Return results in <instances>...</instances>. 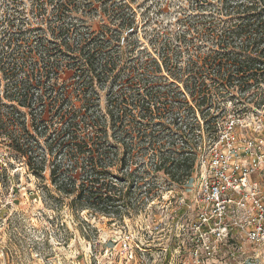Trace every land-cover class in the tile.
<instances>
[{
  "label": "rangeland",
  "instance_id": "374dc122",
  "mask_svg": "<svg viewBox=\"0 0 264 264\" xmlns=\"http://www.w3.org/2000/svg\"><path fill=\"white\" fill-rule=\"evenodd\" d=\"M67 1L68 8L64 9V16L60 19L55 17L52 11L54 4L50 0H0V115L13 119L18 128L20 123L25 124L27 130L22 138L28 142L27 156L33 159L27 166L8 140L0 137V264H264V245L251 243L240 229H231L227 243L218 242L216 256L207 254L198 258L193 247L199 228L194 214L190 217L188 213L182 221L172 222L170 219L174 215L171 204L182 194L183 187L172 183L162 172L152 174L149 171L145 175L143 166L147 165L149 169L153 163L148 155L134 156L130 162L132 164L129 163L133 170L137 169L134 175L138 184L133 187V194L141 197L140 206L131 210L128 216L110 219L94 217L91 211L71 205L73 194L61 196L54 192L48 167L55 155L48 154L44 141L61 124L56 122L49 108L43 114L41 109L29 112L8 102L3 95L14 88L11 85L15 81L21 86L20 81L24 79L21 68L26 67L25 54L30 51L37 57H43L46 51H59L73 58L78 54L74 44L81 35L88 38L102 35L109 43L103 52H110L113 56L122 55L123 64L115 74L116 81L98 91L97 109L101 113H106V97L112 89L117 91L121 86L126 89L124 84L127 79L141 83L140 86L147 80L149 84L153 82L159 85L152 91L153 94L156 91L159 93L152 99L150 110L160 121L163 137L167 138L169 132L176 133L171 123L177 118L183 122L182 129L191 125L198 130V137L187 147L190 153L198 151L204 140L212 137L213 131L207 130L208 120L212 121L209 124L211 127L216 121L239 120L236 128L238 135L255 137L259 134L264 138V106H236L239 100H243L242 97L220 93L212 97L215 106L206 114V106H196L201 96L191 97L181 83L180 89H177L171 85L176 80L170 79V76L166 78V61L162 60L166 52L172 55L168 69L180 70L187 66L189 50L186 51L185 47L192 49V46L200 45L195 48L201 55L208 51L198 41L206 27H191L193 32L186 39H192L183 44L176 40L181 31H186L185 23L191 25L198 15L205 20L214 13L215 9L202 11L198 8L207 0ZM44 9L46 12H43ZM124 18L130 21L128 26L123 25ZM61 28L69 30L62 34ZM19 30H23L22 39L37 37L38 44L43 46L36 48L32 43L23 46L20 39L14 36H11L14 40L8 42L9 35H19ZM64 40L69 41V50L64 47ZM168 46L171 48L164 50ZM1 70L7 73V79H3ZM70 75V72L59 73L58 87L67 96L74 97ZM260 86L264 89V82ZM30 93L36 97L41 90L35 85ZM72 100L76 103V100ZM175 103H180L179 110ZM131 112L123 121L132 122L133 118L140 121L139 112L135 109ZM40 114L44 124L33 121ZM38 125H49L51 130L39 137L35 132ZM156 125L149 126L148 131L157 129ZM258 128L260 130L255 132ZM194 134L197 135L196 132ZM165 138L162 143L169 149L171 145L167 142L170 140ZM125 141L133 155L141 146L137 138ZM176 142L178 147L182 146L179 141ZM113 146L120 157L125 151L124 147L121 143ZM263 174L254 177L260 181L262 190ZM148 186L156 187L155 197L150 198L145 194V187ZM262 201L264 203V199ZM124 242L130 244V249L122 250Z\"/></svg>",
  "mask_w": 264,
  "mask_h": 264
},
{
  "label": "trees",
  "instance_id": "16d2710c",
  "mask_svg": "<svg viewBox=\"0 0 264 264\" xmlns=\"http://www.w3.org/2000/svg\"><path fill=\"white\" fill-rule=\"evenodd\" d=\"M50 2L54 4L52 11L55 17L61 19L69 2ZM198 8L202 11L210 8L215 10L208 19L204 20L198 15L191 25L185 23L186 31H181L176 40L183 44L192 39H186V36L193 32L191 27H206L198 41L202 42L208 51L201 55L195 48L200 45H194L192 49L185 47L186 51L189 50L187 66L180 70L168 69L172 55L166 52L162 59L166 61V78L176 80L171 85L177 89H180L181 83L191 97L201 96L196 106H206V114L215 106L212 97L220 93L242 97L243 100H239L236 106L252 104L255 108L263 107L264 89H261L260 83L264 82V0H207ZM43 12H46V9ZM122 17L125 15L122 14ZM129 23L128 19H123V25L128 26ZM67 30L69 29H60L62 34ZM18 32L19 35H9L7 41H13L11 36H14L17 40L20 39L19 42L24 44L23 46L29 43L36 48L43 46L38 44L37 37L22 39L23 30ZM107 44L108 41H105L102 35L94 38L81 35L74 44L78 54L73 58L66 57L65 53L59 51H46L47 54L43 57H37L29 51V55H24L26 67L21 68L24 75V79L20 81L21 86L15 81L11 85L14 88L4 93L3 97L29 112L41 109L43 114L47 108L50 109L56 122L61 124V127H55L52 136L46 137L44 141L48 154L55 155L48 167L54 192L61 196L73 194L71 205L91 211L94 217L110 219L114 216H128L131 210L140 206L141 196L133 194V187L138 184L134 175L137 169L133 170L131 165L129 166L134 156L148 155L153 161L149 169L147 165L143 166L142 172L145 175L149 174V171L152 174L162 172L176 184H182L191 176L194 158L189 155L187 147L198 137V130L191 125L182 129L183 122L177 118L171 123L175 127L173 132L176 133L169 132L167 138L163 137L160 121L155 118V112L150 110L153 106L152 99L159 93L156 91L153 94L152 91L159 85H154L153 82L149 84L147 80L140 86L141 83L136 84L127 79L124 84L126 89L124 86L117 91L111 88L106 97V113H101L97 109L98 91L116 81L115 74L123 64L121 54L113 56L110 52H103ZM63 45L70 49L69 41L64 40ZM168 47L164 50L171 48ZM26 61L30 63L27 64ZM1 72L3 79H7V73L3 70ZM61 72L72 74L69 81H73L74 97L69 94L67 96L63 89L58 87L57 76ZM35 85L40 88L41 93L33 97L30 91ZM72 99L76 100V103ZM179 104L175 103L178 110L181 107ZM131 107L139 112L140 121H135L134 118L132 122L123 121L131 112ZM41 114L33 121L44 124ZM206 122L209 131L213 128L209 125L212 121ZM153 124H158V131H148V127ZM43 126L38 125L35 129L39 137L51 130L49 125ZM26 130L24 123H20L18 128L13 119L0 115V137L8 140L9 145L21 154L28 166L33 159L27 156L28 142L25 141L26 138H22ZM129 138L139 139L138 144L141 145L134 155L130 153L129 145L125 141ZM164 138L170 140L167 143L171 148L164 147ZM176 141L182 146L178 147ZM115 143H121L125 149L120 157L113 146ZM145 190L148 197H155V186L145 187Z\"/></svg>",
  "mask_w": 264,
  "mask_h": 264
},
{
  "label": "built area",
  "instance_id": "2783aa9c",
  "mask_svg": "<svg viewBox=\"0 0 264 264\" xmlns=\"http://www.w3.org/2000/svg\"><path fill=\"white\" fill-rule=\"evenodd\" d=\"M239 123L228 119L212 125V137L198 151L189 152L194 167L180 184L182 194L172 204L169 201L172 222L194 214L199 225L193 244L198 258L216 256L218 242L227 243L231 229H240L251 243L264 245V190L254 179L264 172V138L238 135ZM128 243H122V250L130 249Z\"/></svg>",
  "mask_w": 264,
  "mask_h": 264
}]
</instances>
